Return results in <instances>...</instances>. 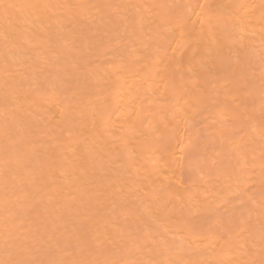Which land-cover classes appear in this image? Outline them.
<instances>
[{"label":"bare ground","instance_id":"bare-ground-1","mask_svg":"<svg viewBox=\"0 0 264 264\" xmlns=\"http://www.w3.org/2000/svg\"><path fill=\"white\" fill-rule=\"evenodd\" d=\"M0 264H264V0H0Z\"/></svg>","mask_w":264,"mask_h":264}]
</instances>
